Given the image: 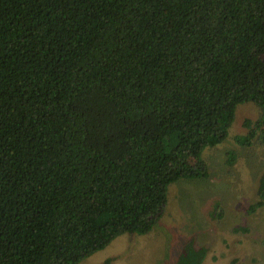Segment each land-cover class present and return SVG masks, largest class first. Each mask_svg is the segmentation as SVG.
Instances as JSON below:
<instances>
[{
    "label": "trees",
    "instance_id": "1",
    "mask_svg": "<svg viewBox=\"0 0 264 264\" xmlns=\"http://www.w3.org/2000/svg\"><path fill=\"white\" fill-rule=\"evenodd\" d=\"M247 102L264 124V0H0V264L148 233Z\"/></svg>",
    "mask_w": 264,
    "mask_h": 264
},
{
    "label": "rangeland",
    "instance_id": "2",
    "mask_svg": "<svg viewBox=\"0 0 264 264\" xmlns=\"http://www.w3.org/2000/svg\"><path fill=\"white\" fill-rule=\"evenodd\" d=\"M261 116L254 102L238 105L226 140L202 155L207 175L171 184L151 231L118 235L79 264H175L191 239L207 248L203 264H264Z\"/></svg>",
    "mask_w": 264,
    "mask_h": 264
}]
</instances>
